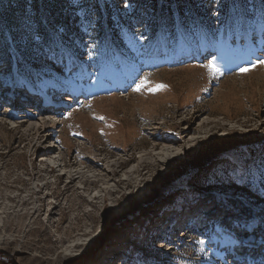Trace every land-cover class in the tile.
Here are the masks:
<instances>
[{
	"label": "rangeland",
	"instance_id": "1",
	"mask_svg": "<svg viewBox=\"0 0 264 264\" xmlns=\"http://www.w3.org/2000/svg\"><path fill=\"white\" fill-rule=\"evenodd\" d=\"M261 61L264 0H0V98L76 95L39 140L14 127L39 101L0 105V264H252L235 258L264 251ZM146 153L160 167L133 200L116 182Z\"/></svg>",
	"mask_w": 264,
	"mask_h": 264
},
{
	"label": "bare ground",
	"instance_id": "2",
	"mask_svg": "<svg viewBox=\"0 0 264 264\" xmlns=\"http://www.w3.org/2000/svg\"><path fill=\"white\" fill-rule=\"evenodd\" d=\"M0 92H1V89H0ZM62 94H63V92L58 93V95H62ZM63 98H64V100H63L64 102L69 103V106H72L73 103L71 104V99L69 97L64 96ZM27 101L28 100H26V102ZM46 102H48V101H46ZM3 103H6V101L2 97V98H0V105ZM35 106L36 107L39 106V108H42V106H40L38 103ZM43 106L48 108V106H46V105H43ZM69 106H67V107H69ZM45 109L46 108L39 110L38 112L34 111L32 114L27 115L25 117V119H23V116H16L17 118H22V119L19 120L18 124L14 127L24 128L25 129L24 131H26L29 138L30 137L32 138L33 136H35V138L37 140H39L44 134H46L47 131H49V133H52L54 128H57L58 126L64 125L63 122L57 120L56 117H58L59 114H58V111L55 112V108H51V110H50V112H55L54 115H52V114L47 115L46 114L47 110H45ZM8 112H10V111H8ZM40 129H43V131L40 132L39 131ZM190 129H188L187 131H190ZM28 136H26V137H28ZM160 147H161V144L155 143L152 146V150L157 151L158 149L162 148V150H164V151H168V152L174 151V147H171L169 145L162 146L161 148ZM54 148L55 147H50L47 150L42 151L43 152L42 154H44V153L48 154ZM148 153H150V152H148ZM152 155L146 153L144 155V157L141 158L140 161H138V166H135L136 168L133 170L130 169L131 171H129V172H125L123 174L122 179H119V178L121 177L120 173L122 172V169H123V166L125 163L121 162V160H116L110 164L107 163L104 171H100V172H98V174L96 173L95 175H93V177H92L93 179H92V181H90V183L93 185L99 183L100 181L108 183L111 181H115V178H118L119 180L116 182L117 186L119 187V185H124L128 189L130 188V193L134 197L133 200H135V199H137V198H135L136 192L133 189L136 187V185L140 181L146 179V176L148 174L146 172V170L151 169V168L157 169L160 167L159 159H157L156 156L154 157ZM78 178H80V176ZM78 178H75V179H78ZM71 182H74V179H72ZM138 200H141V198ZM212 212H213V210H212ZM151 220H153V218ZM240 237H243V236H240ZM247 254H248V252L246 251L244 253V255L240 256V257L241 258L246 257Z\"/></svg>",
	"mask_w": 264,
	"mask_h": 264
},
{
	"label": "snow or ice",
	"instance_id": "3",
	"mask_svg": "<svg viewBox=\"0 0 264 264\" xmlns=\"http://www.w3.org/2000/svg\"><path fill=\"white\" fill-rule=\"evenodd\" d=\"M261 63H264V61H261ZM242 71H248V69H242ZM142 86H143V84H141L140 86H138L136 90L139 91L140 90V87H142ZM162 87H164V86L163 85H158L157 86V88H162Z\"/></svg>",
	"mask_w": 264,
	"mask_h": 264
},
{
	"label": "trees",
	"instance_id": "4",
	"mask_svg": "<svg viewBox=\"0 0 264 264\" xmlns=\"http://www.w3.org/2000/svg\"><path fill=\"white\" fill-rule=\"evenodd\" d=\"M38 5V4H37ZM44 5V4H43ZM44 7H45V5H44Z\"/></svg>",
	"mask_w": 264,
	"mask_h": 264
}]
</instances>
